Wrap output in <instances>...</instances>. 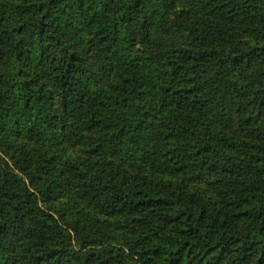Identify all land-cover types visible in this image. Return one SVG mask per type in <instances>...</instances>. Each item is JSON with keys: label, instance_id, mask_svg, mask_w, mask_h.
<instances>
[{"label": "trees", "instance_id": "1", "mask_svg": "<svg viewBox=\"0 0 264 264\" xmlns=\"http://www.w3.org/2000/svg\"><path fill=\"white\" fill-rule=\"evenodd\" d=\"M171 1L191 18L184 31L156 27L151 0H122L147 45L161 50L131 56L105 0H0V125L45 138L52 93L43 76L73 125L108 136L128 156L145 143L152 173L214 177L222 200L209 207L201 197L137 192L113 177H76L68 187L85 205L66 230L38 206L62 195L61 184L30 188L24 160L21 174L0 168V264H264V141L249 126L250 110L264 104V0ZM64 19L83 20L106 50L111 105L92 97ZM102 216L132 217L120 243L105 244ZM10 236L21 239L24 259L3 241Z\"/></svg>", "mask_w": 264, "mask_h": 264}, {"label": "rangeland", "instance_id": "2", "mask_svg": "<svg viewBox=\"0 0 264 264\" xmlns=\"http://www.w3.org/2000/svg\"><path fill=\"white\" fill-rule=\"evenodd\" d=\"M151 1L153 4L151 18L156 27H170L177 31L185 30L184 21L191 20V18L184 13L181 5L172 6L171 0ZM105 2V10L112 16L113 22L114 20L119 21L120 25L117 28L121 31L119 34L116 29L113 31L118 35L121 49L131 56L144 52L155 56L161 53V50L156 51L155 48L147 45L142 28L120 7L123 5L122 0H105ZM76 16L81 17V14L78 13ZM204 22L207 27L214 26V23ZM62 30L66 31L70 41L75 44L83 63L90 71L89 83L92 97L98 102L102 101L111 105L115 95L106 77L105 67L110 60L106 50L92 38L90 29L85 26L83 20L74 19L68 22V19H64ZM32 48L35 49V47ZM124 55H126L125 52ZM29 71L32 74L37 73L33 64ZM40 78L52 93L45 138L38 141L30 136L27 128L20 127L22 128L20 129L13 123L0 125V168L6 172L21 174L20 168L24 165L23 161L28 160L31 162L28 171L32 173V176L27 177L26 180L30 188L45 181L59 182L63 191L62 195L59 193L55 200L40 202L38 206L44 215L52 214L64 229L72 227L74 219L77 216L80 217L84 210L85 199L82 195L72 193L70 189V181L76 177L89 180L97 179L98 175L113 177L137 192L151 190L154 193L168 194L185 201L201 197L208 202L209 207L222 200L223 193L212 185L214 177L194 174L166 177L152 173L146 164L145 155L149 146L145 143L142 142L138 153L128 156L114 147L108 136L80 125H73L71 120L64 115L59 97L53 92L45 78L43 76ZM210 83L220 88L215 81L210 80ZM218 100L219 98L215 99L212 96L211 101L215 102L213 107L220 105ZM250 111L249 126H252L253 131L264 141V104L255 105ZM232 114L230 127L239 131L238 118L234 112ZM73 127L77 129L76 139H79V142H75L71 136L70 131ZM36 167L38 172L35 171ZM22 176L24 177V174ZM103 218L97 223V227L103 232L105 244L120 243L122 230H129L130 225H133L132 217ZM3 241L17 246L13 253L18 259L26 257L20 238L10 236L3 238Z\"/></svg>", "mask_w": 264, "mask_h": 264}]
</instances>
